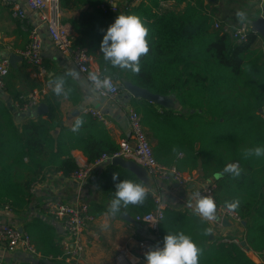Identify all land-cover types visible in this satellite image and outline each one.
Returning a JSON list of instances; mask_svg holds the SVG:
<instances>
[{"label": "trees", "instance_id": "16d2710c", "mask_svg": "<svg viewBox=\"0 0 264 264\" xmlns=\"http://www.w3.org/2000/svg\"><path fill=\"white\" fill-rule=\"evenodd\" d=\"M104 1L61 0L62 7H91L99 13L97 18L70 20L73 43L87 47L96 62L117 80L175 95L180 108L161 107L142 97L129 100L130 106L143 113L155 158L213 178L216 204L226 207V201L238 200L231 210L244 221L240 242L233 234L211 237L207 221L192 210L170 204L163 210L157 229L151 230L152 239L160 244L167 232L183 231L203 250L198 264H264V155L256 156L254 151L264 146V47L256 46L258 34L250 31L247 40L238 42L222 32L215 27L216 20L207 12L204 0H187L180 11H159L161 0L137 4L126 0L108 12L100 8ZM119 13L137 14L148 29V52L140 57L139 72L112 66L100 51L103 31ZM57 75L65 77L62 92L57 95L52 91L53 80L43 98L47 112L28 117L20 126L0 100V204L14 211L28 208L33 183L46 167L55 165L71 175L78 165L72 158L73 150H81L88 162L96 163L103 154L112 155L119 149L108 125L91 112L77 115L83 123L76 131L61 123L64 100L77 106L81 95L71 75L54 71L51 77ZM69 87L71 92L65 96ZM10 92L22 100L18 90L10 88ZM249 149L252 151L246 155ZM227 163L237 164L239 176L219 174ZM114 173L119 174L118 180L143 184L131 170L108 164L101 175V188L109 198L115 192ZM146 193L142 203L122 209L143 213L155 208L153 193ZM28 226L40 257L35 262L23 259L19 264H60L57 259L43 262L49 255L62 252L55 224L38 218ZM248 251L259 253L261 260H253Z\"/></svg>", "mask_w": 264, "mask_h": 264}, {"label": "crops", "instance_id": "0c3cea01", "mask_svg": "<svg viewBox=\"0 0 264 264\" xmlns=\"http://www.w3.org/2000/svg\"><path fill=\"white\" fill-rule=\"evenodd\" d=\"M124 1L126 0H119L121 3H124ZM186 4L187 0H161L159 2V11L167 9L180 11ZM204 4L206 5L207 12L216 21L231 26H237L240 23L236 16L238 10L246 13L247 22L264 13L262 11L264 0H204ZM14 5H19L26 11L27 18L25 20L21 21L13 15L12 7ZM61 17L69 26L71 34L74 35L70 23L71 19L97 18L99 17V13L91 7H62ZM33 28H37L42 37L44 64L47 66L45 86L47 89H50L49 80L54 71L71 75L70 73L74 68L71 57L62 53L55 46L49 36L47 26L40 19L39 13L27 7L26 0H0V60L4 56H7V54L13 52L9 50V47L16 51L24 49L29 42L30 31ZM256 33L258 34L256 46L264 47V37L258 32ZM34 71V66L24 57L17 59L14 65L11 63L10 71L5 78L8 86L5 84V89H0V100L13 112L15 122L19 126L25 119L32 116L16 117L14 109H16L17 100L14 98L13 93L10 92V88L13 91L18 90L22 96H26L33 88L42 84L35 78ZM71 76L74 78L80 91L81 103L75 106L69 100H64L61 106V123L65 127L70 128H72L73 120L78 114L87 112L88 107L98 108L93 105V101H95L93 95L96 94L95 90H91V87H87L84 90L79 85V81L84 75L79 74L78 77ZM102 98L103 96L99 94L98 100ZM107 100V102L113 103V112L106 114L108 117L107 125L111 135L119 143V140L127 132L128 127L124 128L119 122V119L115 118L114 115L119 113L120 118L125 119L127 122L126 111L130 105L124 100ZM75 109H79L77 114H74ZM72 158L77 164L88 161L87 157L79 149L72 151ZM105 167L106 165L99 168L95 166L88 178L83 182L76 180L71 175H65L55 165L46 167L33 183L31 188L32 197L28 208L23 212H18L14 211L8 205L0 204V221L9 222L29 232V223L38 218L47 219L55 224L60 239L62 240L65 235V230L60 222L50 217L45 210V205L49 201L74 202L80 199L89 204V210L94 215V221L90 229L84 234V252L79 264H116V257L122 249H127L128 264H144V259H140L136 255L137 241L141 238L152 239L153 233L151 230L153 229L147 223L134 220V216L137 214L134 212L121 209L122 214L117 213L114 216L106 214L111 198L101 188V175ZM131 171L143 182L146 191L152 192L154 196L160 195L168 205H177L180 208H187L192 211L191 202L194 200L192 193L197 191L202 185L213 182V178L203 177L200 170L192 171L194 180L184 186H179L171 181L155 179L146 170H144L143 177L139 176L135 171ZM198 215L209 224L212 230V237L220 238L233 234L240 239L243 236L244 226L242 223H233L230 221L232 224L225 226L222 222V217L217 213H215V219H208L202 217L200 214ZM19 253L24 252H10L6 250L3 244H0V262L3 264H19L23 260V257ZM248 255L257 262L261 260L260 254L257 252L248 251ZM34 258L37 259L36 261L39 259L38 256H34ZM8 259H12V261L8 262ZM49 260L47 259V261ZM60 261L59 263L61 264ZM62 264L65 263L63 262Z\"/></svg>", "mask_w": 264, "mask_h": 264}, {"label": "built area", "instance_id": "2783aa9c", "mask_svg": "<svg viewBox=\"0 0 264 264\" xmlns=\"http://www.w3.org/2000/svg\"><path fill=\"white\" fill-rule=\"evenodd\" d=\"M141 0H133L131 4H137ZM27 7L39 13L41 21L47 26L50 38L55 46L64 54L71 57L74 65L88 79L91 85L99 94L107 99H114L123 91V85L119 80L112 76L106 67L100 66L87 47L75 45L69 26L61 17V0H26ZM130 4V5H131ZM119 0H105L100 4V8L105 11H115L119 8ZM15 17L21 21L27 18L26 11L19 5L12 7ZM215 27L221 28L222 32L231 34L238 42L247 40L248 33L253 31L249 22L239 23L237 26L222 24L216 21ZM13 51L34 66V76L42 84L33 88L26 96H21V101L17 100L16 109L21 112L36 109L43 101L47 93L46 75L47 68L44 64L43 41L37 28L30 31L29 42L24 49L18 51L9 47ZM11 68L10 55L4 56L0 60V89H5V78ZM95 72L101 78L109 77L108 88H96L90 80L89 74ZM87 112H91L98 119L108 123L107 115L98 108L88 107ZM127 132L119 140V149L112 155L103 154L96 163L88 161L79 162L72 171L71 176L76 180L83 182L88 178L94 167L106 160L116 156H122L135 160L138 164L144 166L148 173L155 179L171 181L179 186H184L194 180L191 172L178 169L175 165H166L159 162L154 155L151 138L148 134V128L143 122V113L129 106L127 111ZM264 118V109L261 110ZM215 183L209 182L198 190L202 195L210 196L216 205L215 213L221 217L226 216L233 223H242V217L234 210L223 205L216 204L214 199ZM154 201L156 207L150 211L137 213L134 220L147 223L152 229H157L160 220L163 218V210L167 208L168 203L160 196L155 195ZM46 212L60 222L65 230V235L61 240L62 252L59 255H49L47 259H57L65 264H79L84 252V234L90 229L94 221V215L89 210V204L83 200L74 202L49 201L45 205ZM240 242L238 238L234 239ZM0 244L10 252L21 251L40 257V252L32 241L29 232L20 229L6 221H0ZM157 242L150 238H141L137 241L136 255L144 259V253L149 247L156 246ZM0 264H3L0 262ZM116 264H128L127 249L120 250L116 257Z\"/></svg>", "mask_w": 264, "mask_h": 264}, {"label": "clouds", "instance_id": "9594fccd", "mask_svg": "<svg viewBox=\"0 0 264 264\" xmlns=\"http://www.w3.org/2000/svg\"><path fill=\"white\" fill-rule=\"evenodd\" d=\"M236 16L241 23L245 22L247 17L244 11H237ZM147 27L141 18L135 13H119L114 21L110 23L103 31L102 39L99 44L100 51L105 61H109L114 67L129 69L132 72H139L140 57L148 52V41L146 40ZM73 76H79L78 71L73 69L70 73ZM90 80L96 88H108L109 77L101 78L97 73L89 74ZM53 80L56 81L52 91L59 95L62 92V86L65 84L63 75L53 76L49 80V86H52ZM71 88L64 93L69 95ZM83 123V118L77 116L72 126V131H76ZM252 149L246 151L251 152ZM256 156L264 155V146H257ZM230 173L233 176H239L240 168L235 163H227L222 173ZM118 173L112 175L115 183V192L110 199L107 208V215L122 214L121 209L129 204L142 203L146 197V188L142 183L132 179H117ZM203 187V185H202ZM194 200L191 202L195 213L204 218L215 219V203L210 196L202 195L197 190L192 193ZM239 201H226V207L234 209ZM202 249L196 242L183 231L167 232L162 239V243L154 247H149L144 253V264H198Z\"/></svg>", "mask_w": 264, "mask_h": 264}, {"label": "water", "instance_id": "95a60500", "mask_svg": "<svg viewBox=\"0 0 264 264\" xmlns=\"http://www.w3.org/2000/svg\"><path fill=\"white\" fill-rule=\"evenodd\" d=\"M208 1H214V0H208ZM262 11L264 12V7H262ZM249 23L251 24L252 30L258 32L259 34H261L264 37V13L258 15L255 18L250 19ZM9 55H10V61L13 65L17 59H19V58L22 59V56L16 54L15 52H11ZM73 69L78 71L79 74H82L79 71V69H77V67L75 65H74ZM114 76L116 77V75H114ZM120 82L123 85L124 90L121 93H119L114 98V100H117V101L124 100L126 103H129V100L132 97H142V98L148 99L149 101H152V102L160 105L161 107L180 108V105L176 101L174 94L165 95V94L155 93V92L150 91L146 87L136 85V84L132 83L131 81L124 80V79H122ZM79 85L84 90H86L87 87H91V90L92 89L95 90L96 94L93 95V98H95L94 99L95 101H93V105L97 106L105 114H111L113 112V108H112L113 103L107 102L108 100L104 97L102 99L98 100L99 92L90 84V82L88 81V79L85 76H83L81 78V80L79 81ZM47 110H48V107H47L45 102H41L37 106L36 109L29 110L26 112H21L17 109H14L16 117L39 116V115H43L44 113H46ZM78 112H79V109L74 110V114H77ZM114 116H115V118L119 119V122L121 123V125L124 128L128 127V123L126 122L125 119L120 118L121 116L119 113H116ZM107 164H119L121 166L127 167V168L135 171L139 176H142V177L144 176V170L147 171V169L144 166L138 164L135 160L127 159V158H124L122 156H116L110 160L103 161V162L97 164L96 167L99 168V167L107 165ZM131 220H133V219H131ZM222 222L225 226H230L232 224L226 216L222 217ZM211 237H212V235H211ZM241 244L242 245L245 244V241L242 240ZM19 255L21 257H23V259H26V260H30V261H36L37 260L34 258L33 255L28 254V253H19ZM11 261H12V259H8V262H11ZM43 262L46 263L48 261H47V259H43Z\"/></svg>", "mask_w": 264, "mask_h": 264}, {"label": "flooded vegetation", "instance_id": "af4514ba", "mask_svg": "<svg viewBox=\"0 0 264 264\" xmlns=\"http://www.w3.org/2000/svg\"><path fill=\"white\" fill-rule=\"evenodd\" d=\"M251 25V24H250Z\"/></svg>", "mask_w": 264, "mask_h": 264}]
</instances>
